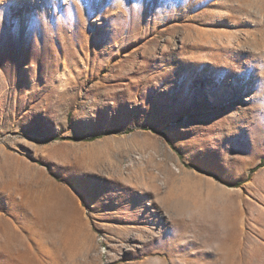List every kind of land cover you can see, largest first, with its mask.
<instances>
[{"label": "rangeland", "instance_id": "374dc122", "mask_svg": "<svg viewBox=\"0 0 264 264\" xmlns=\"http://www.w3.org/2000/svg\"><path fill=\"white\" fill-rule=\"evenodd\" d=\"M0 18V264H264V0Z\"/></svg>", "mask_w": 264, "mask_h": 264}, {"label": "trees", "instance_id": "16d2710c", "mask_svg": "<svg viewBox=\"0 0 264 264\" xmlns=\"http://www.w3.org/2000/svg\"><path fill=\"white\" fill-rule=\"evenodd\" d=\"M97 137H98V136H93V137H91L90 139L92 140V139H95V138H97ZM261 163H264V162L261 161L260 164H259V166L263 165V164H261ZM257 167H258V166L254 167V168L252 169V171H254L255 169H257ZM205 173H206L207 175H209V176H211V177H213V178L219 180V181H222L221 178H220L218 175L214 174V173H211V172H205ZM234 186H237V184L234 185Z\"/></svg>", "mask_w": 264, "mask_h": 264}, {"label": "bare ground", "instance_id": "6f19581e", "mask_svg": "<svg viewBox=\"0 0 264 264\" xmlns=\"http://www.w3.org/2000/svg\"><path fill=\"white\" fill-rule=\"evenodd\" d=\"M23 36H22V30H21V32H20V38H22ZM211 96L214 98L215 96H214V94H211Z\"/></svg>", "mask_w": 264, "mask_h": 264}, {"label": "snow or ice", "instance_id": "6c2138e0", "mask_svg": "<svg viewBox=\"0 0 264 264\" xmlns=\"http://www.w3.org/2000/svg\"><path fill=\"white\" fill-rule=\"evenodd\" d=\"M0 2H2V0H0ZM0 19H2V18H0ZM18 23V22H17Z\"/></svg>", "mask_w": 264, "mask_h": 264}]
</instances>
